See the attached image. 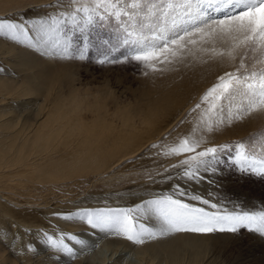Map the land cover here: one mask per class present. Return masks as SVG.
<instances>
[{
	"label": "bare ground",
	"instance_id": "1",
	"mask_svg": "<svg viewBox=\"0 0 264 264\" xmlns=\"http://www.w3.org/2000/svg\"><path fill=\"white\" fill-rule=\"evenodd\" d=\"M22 1L0 0V17L19 20L33 6L56 0ZM50 58L0 37V64L6 69L0 73V264H264V242L254 235L241 259L243 254L232 252L241 242L239 234L176 233L137 246L122 238H105L78 220L53 215L131 207L141 198L170 192L176 183L188 193L196 185L190 194L213 196L217 183L212 187L209 182H163L157 173L179 158L157 153L176 146L186 135L190 139L202 135V122L197 118L191 122L188 113L211 82V75L204 72H211L215 80L231 68L212 62L205 68L193 62L186 69L166 72L154 83L142 82L130 92V100L120 103L121 93L106 84L76 86L74 74L67 71L72 65ZM254 115L203 138L208 146L240 139L256 128ZM186 117L189 124L177 127ZM177 135L180 138L170 142ZM153 144L163 147L153 149ZM128 168L132 178L145 176L122 187L114 179ZM61 232L77 235L90 248L76 260L55 252L44 233L58 238ZM28 245L36 251L29 252Z\"/></svg>",
	"mask_w": 264,
	"mask_h": 264
},
{
	"label": "snow or ice",
	"instance_id": "2",
	"mask_svg": "<svg viewBox=\"0 0 264 264\" xmlns=\"http://www.w3.org/2000/svg\"><path fill=\"white\" fill-rule=\"evenodd\" d=\"M33 8L32 18L26 13L19 20L0 17V37L8 38L17 48L42 51L43 55L59 60L83 61L88 58L91 41L76 55L71 50L69 32L83 34L110 23L118 29V35L115 43L104 40L102 47L98 46L97 62L101 65H135L144 76L178 71L176 65L189 67L190 60L231 68L218 75L216 82L189 109V116L198 114L202 135L196 139L186 135L176 146L158 152V156L179 159L157 175L163 182L199 183L229 164L241 175L264 177V156L246 152L244 143L208 146L203 138L253 113L264 112V0H91L89 4L81 0L67 3L56 0L54 4ZM48 8L54 13L49 14ZM5 72L0 64V73ZM238 99L239 106L233 113ZM186 122L187 117L177 127ZM261 139L264 140V135ZM158 147L163 145H151L153 149ZM250 147L255 149L256 138ZM233 151L235 155L231 156ZM226 152L229 157L223 155ZM149 178L157 182L155 177ZM182 197L218 210L209 212ZM219 208L217 203L190 194L176 183L170 192L141 198L131 207L84 208L53 215L66 221L78 220L103 233L105 238H122L137 246L176 233H236L244 227L264 235V212L249 214L226 209L221 212ZM44 236L51 249L73 260L90 248L86 240L75 234L61 232L56 238L44 233ZM28 251L35 252L36 248L28 245Z\"/></svg>",
	"mask_w": 264,
	"mask_h": 264
},
{
	"label": "rangeland",
	"instance_id": "3",
	"mask_svg": "<svg viewBox=\"0 0 264 264\" xmlns=\"http://www.w3.org/2000/svg\"><path fill=\"white\" fill-rule=\"evenodd\" d=\"M36 1L39 2L41 0H27V1L23 0L21 3H23V2H26V3L27 2H36ZM55 2H52L51 4H54ZM65 3H67V0H65ZM81 3L89 4V3H91V0H81ZM51 4H48V5H51ZM30 9H32V10L30 11ZM30 9L24 11L23 13L30 15L28 17L32 18V17H34L35 9L33 7ZM67 10H71V9H67ZM48 12H49V14H53L54 10L50 9ZM53 35L55 36V33ZM117 35H118V29L115 27L114 24H110V23H105L102 27L101 26H95L94 28L88 29L83 34L78 33L75 30H73L72 32H69V36L72 37L71 50L73 51L74 54L78 55L79 54L78 50L84 49L85 44L87 43V41L90 40L91 43L88 44V52H87L88 58L83 60V61L78 60V59L59 60V59H56L54 57H52L50 59L51 60L53 59V61H64L67 63L69 62V64L72 65V66L69 65L70 67L67 68V71H68V74L69 73L74 74V78L76 79V86H79V87H85L86 86L89 88H94V87H101V86H104V84H106V85H108L106 87L107 88L109 87L110 90L118 91L119 95L121 93V95H120L121 97L119 96L120 100L118 99V102H120V103H123L124 101L126 102V101L130 100V92H132L133 90L140 87L142 82L148 81L147 83H154V82L162 79L165 76L166 72H164L162 74L153 73V74H150L149 76H144V75H142L141 70L138 69L135 65H131V64H104V65H101V64H99L97 62V58L100 55V53L98 51V46L102 47V42L104 40H110V41H112V43H115ZM63 39L64 38L61 37L62 41H63ZM191 63H193V61L190 60L189 64L191 65ZM209 63H206V64L203 63L204 65H206L205 68L209 67ZM179 67H182L183 69L187 68L183 65H176L177 69ZM204 74H206V75L210 74L212 76L211 72L205 71ZM221 74H223V73H221ZM211 76H210L211 82L206 86L205 90L200 94V96L197 98L195 103H197L199 101V98L201 97V95L216 82V79L212 80ZM122 98H124V99H122ZM237 106H239V99L236 101V105L233 107V113H235ZM260 113H255V115H254V119H255L254 125L256 127L254 130H252L251 132L248 131L240 139H237V140L234 139L231 141L227 140L229 142H226V141L221 142L220 141L218 144L227 143L230 146H234L236 143L242 142L245 144V151L246 152H248V153L254 152L257 156H264V140L261 139L262 135H264V120H263L264 116L262 118L259 117ZM260 116H262V115H260ZM196 118L198 119V114L197 113L192 114L190 117V121L193 122L194 120H196ZM246 118H247V116H246ZM238 122H240V120L235 121L234 122L235 125ZM187 124H189V123L187 122ZM256 124H257V126H256ZM243 126H245L244 123H240V127H243ZM181 133L182 132L180 131L179 134H181ZM178 138H180L179 135L174 136L173 138H171L170 142L176 141ZM253 138H256L255 149H252L250 147V145L253 142ZM167 142H169V141H167ZM218 144H215V145H218ZM223 155L225 157H229V153H227V152L224 153ZM234 155H235V152L233 151L231 153V156H234ZM137 158L134 160L136 161ZM127 170H129V171H127ZM132 171L133 170L130 168L125 169L124 172H122L116 176V178L114 179V182L118 181L120 183V186L122 185V187H124L131 182H133V183L140 182L142 180V178L145 176V175H139L138 177L132 178V177H130L132 174H134ZM207 179H205L204 181H201V184L200 183H197V184L206 185V183L209 182L210 184L209 183L208 184L212 187H214L216 183L219 184V185L216 184L215 194L212 193V194H214L213 196H211V197H209V195L205 196V199H210V201L213 203H217L220 201L218 203V205L220 206L219 211L223 212L226 209L227 211H236V212H242V213L246 212L249 214H259L261 212H264V177H260L257 175H241L239 172H237L235 170L234 167H230L229 164H224L222 166L221 172L216 174L215 177L209 175L207 177ZM216 179L219 180V182ZM6 183H7V180L5 181V184ZM99 187L100 186H98V188ZM195 189H196V185L190 186L188 189L189 193H194ZM235 200H236V202H235ZM185 202L190 203L196 207H204L209 212H215L218 210V209H212L209 205H203L202 203L198 204L195 201L185 200ZM244 202H245V204H243ZM240 204H241V207H240ZM233 206H234V208H233ZM208 207H210L209 210H208ZM218 233H220V232H218ZM227 233H230L233 236H235L236 234L237 235L239 234L243 237V238L241 237V242L239 243V245H236L235 247H233L234 249L232 248V252L234 251L233 253L235 255H237L239 252H240V255L243 254L241 259L244 258V256H246L248 254L246 252L247 251L246 245L249 243V245H247V246L250 247V245L252 243L251 242L252 238L256 237V238H259L260 240H262L261 243L264 242V236L263 235H260L259 232L249 231L248 228H246V227L241 228L238 232H236L234 234L231 232H227ZM256 234H259V235H256ZM253 235H254V237H253ZM248 236H250V237H248ZM238 246L240 249L238 248ZM127 253H129V252H127Z\"/></svg>",
	"mask_w": 264,
	"mask_h": 264
}]
</instances>
